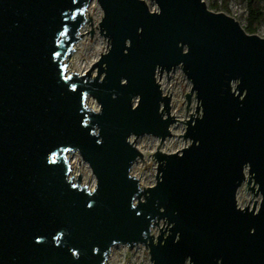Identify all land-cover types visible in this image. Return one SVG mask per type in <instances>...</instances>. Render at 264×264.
<instances>
[{
	"label": "water",
	"instance_id": "obj_1",
	"mask_svg": "<svg viewBox=\"0 0 264 264\" xmlns=\"http://www.w3.org/2000/svg\"><path fill=\"white\" fill-rule=\"evenodd\" d=\"M97 1L109 45L67 72L89 0H0V264H104L139 241L151 264H264V35L204 0ZM178 63L201 112L183 120L188 144L153 151L141 187L129 134L170 133L155 71ZM73 150L91 187L70 175ZM243 179L257 204L237 203Z\"/></svg>",
	"mask_w": 264,
	"mask_h": 264
},
{
	"label": "rangeland",
	"instance_id": "obj_2",
	"mask_svg": "<svg viewBox=\"0 0 264 264\" xmlns=\"http://www.w3.org/2000/svg\"><path fill=\"white\" fill-rule=\"evenodd\" d=\"M259 1V9L264 13V0ZM92 5L88 6V13L85 14L81 25H83V29L79 30L82 33H78L76 40H79L78 47V57L76 65L80 67H86L85 70L90 66V64L97 59L100 52L107 49L109 42L106 40V36L101 33L98 29V20L102 16V8L97 0H91ZM149 8H157V5L154 0H145ZM206 5L215 10H223L231 15H233L239 23L243 26V28L247 31H253L260 35H264V14L260 16H256L255 18L251 17L248 12V1L247 0H207ZM88 15L90 17H88ZM91 20V24L90 21ZM80 25V26H81ZM252 26V30L248 28V26ZM90 26H92V31L90 34ZM87 29V30H86ZM104 36V37H103ZM74 42V41H73ZM100 42L98 47H95L96 44ZM107 43V44H106ZM72 46V45H71ZM72 47H70L68 53L71 51ZM67 53V54H68ZM65 55V57L67 56ZM65 57L62 59V62H65ZM66 63H64V66ZM96 70V65L89 68L91 73H94ZM83 72V71H82ZM159 70L155 71V77L157 80L159 78L163 79V83H160L161 89L163 92H170L169 99V110L174 114V120L170 123L173 125V130H170V133L165 135L163 138L166 139V143L162 146L163 139L159 141V136L152 132H141L135 135V133H130V137H134L139 139V143L143 148L141 151V156L138 155L135 158V164L130 167V172H140L142 173V179L139 180L141 187H145L149 184L154 183L155 181V171H156V159L153 155V151L156 148H159L164 151L175 150L176 148L186 145L190 142V137L188 135L184 136L182 133L185 129V117L189 116V111L193 115H195L196 110H194L196 104V97L194 92L191 94L189 102L186 103V97L184 96V92L189 90L191 85L190 79L183 72L181 65L175 64L173 67L166 71L163 69L159 73ZM159 75V77H158ZM164 84V87H163ZM87 96L90 100L99 106L98 101L95 96L87 93ZM86 97V98H87ZM197 113L201 112L200 103L197 101ZM187 106V108H186ZM186 109V110H185ZM164 111V110H163ZM181 118V119H178ZM170 134L172 136H170ZM135 135V136H134ZM159 142V143H158ZM158 144V145H157ZM157 145V147H156ZM161 147V148H160ZM72 152L78 159V167L81 170V181L90 185L94 183V175L88 166L87 162L81 157L80 153L77 151ZM75 177V176H74ZM73 177V178H74ZM249 198V199H248ZM253 198H255L256 203H258L260 198V193H253L243 181L237 188L236 191V200L239 205H243L248 202L252 203ZM164 219V220H163ZM163 222V223H162ZM162 223V225H161ZM166 223V219L163 217H159L157 219V223L155 221L150 225V234L153 236V239H156V233L159 232L158 226L161 225V228L164 227ZM113 252L116 256L115 259L110 260V264H151L152 259L149 257V250L147 244L145 245L143 242H135L132 245H128L127 243L115 242L113 243ZM185 264H188V259H185Z\"/></svg>",
	"mask_w": 264,
	"mask_h": 264
},
{
	"label": "bare ground",
	"instance_id": "obj_3",
	"mask_svg": "<svg viewBox=\"0 0 264 264\" xmlns=\"http://www.w3.org/2000/svg\"><path fill=\"white\" fill-rule=\"evenodd\" d=\"M91 0H89V2H88V4H87V6L85 7V10H84V14H87L88 13V6L89 5H92L93 3L92 2H90ZM83 29V25H81L80 27H79V30H82ZM81 32V31H80ZM100 45V42L98 43V44H96V46L95 47H98ZM78 47H79V40H75L73 43H72V49H71V51L69 52V54H67V56L65 57V63H66V65L64 66V69H65V71H67V72H71V71H76V72H82V71H84L85 70V68L86 67H78L77 65H76V63H77V57H78ZM67 58V59H66ZM159 82L160 83H163L164 81H163V79H161V78H159ZM163 87H164V84H163ZM166 93H169L170 94V92H166ZM87 96H85V104L86 105H88V106H90V107H92V108H97V104L96 103H94L92 100H90L88 97L86 98ZM170 111V110H169ZM170 113H172V114H174L172 111H170ZM169 127H170V130L172 131L173 130V125H169ZM170 136H172L171 134H170ZM129 139L141 150V151H143V148L141 147V144L139 143V139H136V138H134L133 139V137H130L129 136ZM167 141H166V139L164 140L163 139V142H162V146L166 143ZM161 148V147H160ZM66 157H67V160H68V162H69V172H70V175L72 176V177H74V176H76L77 175V173L79 172L80 173V169H79V167H78V159H77V157L72 153V152H68V153H66ZM135 164V161H133V163H132V166ZM71 172H72V174H71ZM133 174L138 178V181L140 180V179H142V173H140V172H133ZM75 178V177H74ZM141 183V182H140ZM139 183V184H140ZM140 185H142V184H140ZM89 187H91L92 186V184H90V185H88ZM113 245L114 244H112L111 245V247H110V250H109V252H108V254L106 255V257H105V260H104V264H110V260L111 259H115L116 258V256L117 255H115L114 254V252H113Z\"/></svg>",
	"mask_w": 264,
	"mask_h": 264
},
{
	"label": "trees",
	"instance_id": "obj_4",
	"mask_svg": "<svg viewBox=\"0 0 264 264\" xmlns=\"http://www.w3.org/2000/svg\"><path fill=\"white\" fill-rule=\"evenodd\" d=\"M248 1V12L249 15L253 18L256 16H260L261 14H264L260 9H259V1L258 0H247ZM248 28L252 30V26L249 25Z\"/></svg>",
	"mask_w": 264,
	"mask_h": 264
},
{
	"label": "flooded vegetation",
	"instance_id": "obj_5",
	"mask_svg": "<svg viewBox=\"0 0 264 264\" xmlns=\"http://www.w3.org/2000/svg\"><path fill=\"white\" fill-rule=\"evenodd\" d=\"M243 181L245 182V179H243V180L241 181V183H242ZM239 185H240V184H239ZM245 185L247 186L246 182H245ZM237 188H238V187H237ZM256 204H257V203H256Z\"/></svg>",
	"mask_w": 264,
	"mask_h": 264
},
{
	"label": "built area",
	"instance_id": "obj_6",
	"mask_svg": "<svg viewBox=\"0 0 264 264\" xmlns=\"http://www.w3.org/2000/svg\"><path fill=\"white\" fill-rule=\"evenodd\" d=\"M205 1V3H207V0H204ZM68 152H70V151H68ZM68 152H66V153H68Z\"/></svg>",
	"mask_w": 264,
	"mask_h": 264
}]
</instances>
